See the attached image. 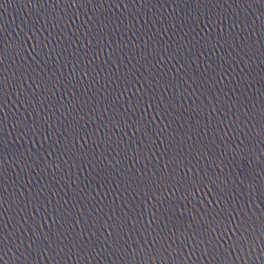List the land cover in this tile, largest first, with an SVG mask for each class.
<instances>
[{
    "label": "water",
    "instance_id": "water-1",
    "mask_svg": "<svg viewBox=\"0 0 264 264\" xmlns=\"http://www.w3.org/2000/svg\"><path fill=\"white\" fill-rule=\"evenodd\" d=\"M0 264H264V0H0Z\"/></svg>",
    "mask_w": 264,
    "mask_h": 264
}]
</instances>
